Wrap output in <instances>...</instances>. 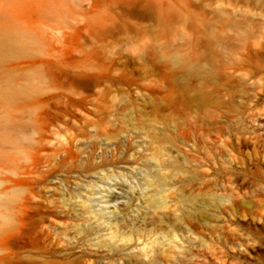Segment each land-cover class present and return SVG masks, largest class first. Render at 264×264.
I'll return each instance as SVG.
<instances>
[{
	"label": "rangeland",
	"instance_id": "obj_1",
	"mask_svg": "<svg viewBox=\"0 0 264 264\" xmlns=\"http://www.w3.org/2000/svg\"><path fill=\"white\" fill-rule=\"evenodd\" d=\"M0 264H264V0H0Z\"/></svg>",
	"mask_w": 264,
	"mask_h": 264
}]
</instances>
